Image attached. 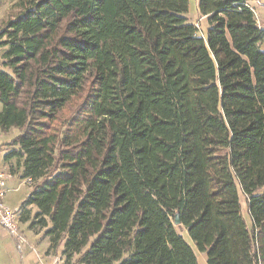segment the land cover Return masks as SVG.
Segmentation results:
<instances>
[{
    "label": "trees",
    "instance_id": "trees-1",
    "mask_svg": "<svg viewBox=\"0 0 264 264\" xmlns=\"http://www.w3.org/2000/svg\"><path fill=\"white\" fill-rule=\"evenodd\" d=\"M250 1L198 0L203 36L189 0H33L7 22L0 129L20 134L5 160L31 185L21 220L64 264H199L181 231L207 264H264Z\"/></svg>",
    "mask_w": 264,
    "mask_h": 264
},
{
    "label": "rangeland",
    "instance_id": "rangeland-1",
    "mask_svg": "<svg viewBox=\"0 0 264 264\" xmlns=\"http://www.w3.org/2000/svg\"><path fill=\"white\" fill-rule=\"evenodd\" d=\"M33 0H0V33L6 28L7 22L10 20H14L18 15H20L24 9V6L28 4V2H31ZM198 4V0H189V21L195 23L199 28V36H203L206 34V31L208 29V26L206 24H203L199 20V15L196 13L195 5ZM252 5V3H250ZM6 38H0V45L1 42L4 41ZM5 51V48L3 46H0V68L2 67L3 62V53ZM20 134V130L17 129H11L9 132L5 133L2 132L0 129V163L7 172H9L12 177L7 178L6 180V194H5V202L8 206H10L12 209L17 210L16 212L20 215H23V212L20 209L21 204L27 199L26 197L31 192V185L27 182V180H23L21 178L22 170L19 168L17 169L16 161H6L5 155L7 153V147L5 144L12 143L13 140L17 138V136ZM31 212V218L37 213V209L33 206V208L30 209ZM245 220L248 225L251 224V221L247 220L245 217ZM30 221L27 222H20V227L22 231L25 233L27 240L34 245H42L40 238H43V233L35 239L36 233L33 232L30 228ZM182 236H184V239L186 242L191 246L193 250H195L196 255L200 254V252L196 249V246L194 242L191 240L190 236L186 233V231H181ZM29 247V245L27 246ZM40 249H44L43 245L40 247ZM61 256V255H60ZM204 256V255H203ZM205 264H207L206 256H205Z\"/></svg>",
    "mask_w": 264,
    "mask_h": 264
},
{
    "label": "crops",
    "instance_id": "crops-1",
    "mask_svg": "<svg viewBox=\"0 0 264 264\" xmlns=\"http://www.w3.org/2000/svg\"><path fill=\"white\" fill-rule=\"evenodd\" d=\"M250 3H252L251 6L254 8L258 25L264 29V0H251ZM197 5L194 6L196 8V13H198ZM198 15V21L208 26L206 17L201 16L199 13ZM187 17L189 18V13ZM261 48L264 50V42L262 43ZM241 206L244 219L246 217L247 220L251 221L246 198L244 196H241ZM41 234L42 233H36L35 239ZM40 241L41 242L38 243H42L44 249H40L42 246L41 244L38 245L35 243L34 245L30 243L29 247H19L17 241H15L7 231H4L2 227H0V264H64L61 254L62 248L57 252H54L50 250V240L43 237L40 238ZM203 255L204 254L201 253L197 255L199 264H205V255Z\"/></svg>",
    "mask_w": 264,
    "mask_h": 264
},
{
    "label": "built area",
    "instance_id": "built-area-1",
    "mask_svg": "<svg viewBox=\"0 0 264 264\" xmlns=\"http://www.w3.org/2000/svg\"><path fill=\"white\" fill-rule=\"evenodd\" d=\"M11 177L12 175L7 172L5 167L0 163V227H2L4 231H7L10 236L17 241L19 247L30 246V242L27 240L25 233L20 227L22 215L18 214L16 212L17 210L8 206L4 199L7 192L6 180ZM27 182L29 183V181Z\"/></svg>",
    "mask_w": 264,
    "mask_h": 264
},
{
    "label": "water",
    "instance_id": "water-1",
    "mask_svg": "<svg viewBox=\"0 0 264 264\" xmlns=\"http://www.w3.org/2000/svg\"><path fill=\"white\" fill-rule=\"evenodd\" d=\"M175 222H176V223H175V225H176V226L181 224V222H180V220H179V217H178V216L176 217V220H175Z\"/></svg>",
    "mask_w": 264,
    "mask_h": 264
}]
</instances>
